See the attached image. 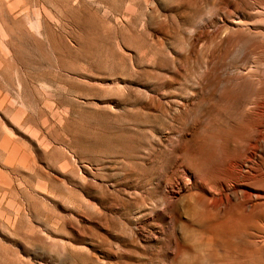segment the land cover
<instances>
[{
  "label": "rangeland",
  "instance_id": "1",
  "mask_svg": "<svg viewBox=\"0 0 264 264\" xmlns=\"http://www.w3.org/2000/svg\"><path fill=\"white\" fill-rule=\"evenodd\" d=\"M263 177L264 0H0V264H264Z\"/></svg>",
  "mask_w": 264,
  "mask_h": 264
},
{
  "label": "bare ground",
  "instance_id": "2",
  "mask_svg": "<svg viewBox=\"0 0 264 264\" xmlns=\"http://www.w3.org/2000/svg\"><path fill=\"white\" fill-rule=\"evenodd\" d=\"M233 96V95H232ZM256 161V160H255ZM248 164V163H247ZM243 165V164H242ZM254 165V164H253ZM244 166V165H243ZM250 168H251V166H250ZM256 168V167H255ZM254 168V169H255ZM242 169H240V171H241ZM245 170V169H244ZM250 170V169H249ZM239 173V172H238ZM252 173V172H251ZM238 175V174H237ZM245 175H246V173H245ZM255 175V174H254ZM248 176V175H247ZM255 178V177H254ZM264 178V177H263ZM242 179H243V176H242ZM260 179H262V178H260ZM248 180V179H247ZM255 181V180H254ZM258 181V180H257ZM237 182V181H236ZM251 182H253V181H251ZM223 186H224V184H223ZM249 191V190H248ZM253 195V194H252ZM259 195V194H258ZM261 195V194H260ZM262 196V195H261ZM258 197V196H257Z\"/></svg>",
  "mask_w": 264,
  "mask_h": 264
}]
</instances>
